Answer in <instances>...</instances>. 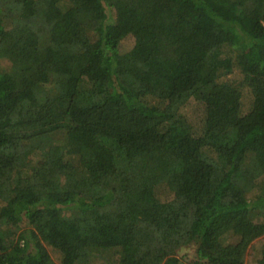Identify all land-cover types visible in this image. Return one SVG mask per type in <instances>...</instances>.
Listing matches in <instances>:
<instances>
[{
	"label": "trees",
	"instance_id": "16d2710c",
	"mask_svg": "<svg viewBox=\"0 0 264 264\" xmlns=\"http://www.w3.org/2000/svg\"><path fill=\"white\" fill-rule=\"evenodd\" d=\"M256 80L264 0H0V264H59L48 247L61 264H192L191 243L243 264L264 234Z\"/></svg>",
	"mask_w": 264,
	"mask_h": 264
},
{
	"label": "rangeland",
	"instance_id": "374dc122",
	"mask_svg": "<svg viewBox=\"0 0 264 264\" xmlns=\"http://www.w3.org/2000/svg\"><path fill=\"white\" fill-rule=\"evenodd\" d=\"M107 13H108V19L111 23L117 22V13L116 11L111 8L107 7ZM212 35L218 39V37L224 36L222 34V30L220 27H214L211 30ZM135 46V39L132 34H125L124 38L121 41V50L122 51H128L133 49ZM2 67L8 68L9 67V61L6 59L2 60ZM236 72L234 74H230L224 78L227 80H235L239 77V70L236 68ZM255 85H258V87L264 88V80H256ZM251 94H249L248 89H244L243 94V103L245 106H249L251 102ZM182 112L185 114V116L188 118V120L197 128L200 129L202 124V118L204 115V106L195 101L191 100L187 105H185L182 109ZM37 163V159L34 160ZM40 167V164L37 165V168ZM157 196L162 201H168L175 198V194L166 186L161 185L157 188ZM264 243V234L255 238L250 245L247 248L245 257H244V263L243 264H262L261 263V245ZM48 250L52 256V258L59 264H61V255L58 253L57 250H55L52 247H48ZM118 249H112L106 254L107 258H116L118 256ZM177 255L180 257H183L185 260L189 261L192 264H209L205 262L204 260H199L197 254H196V245L191 243L188 244L182 248H180L177 251ZM96 264H105L103 260H98Z\"/></svg>",
	"mask_w": 264,
	"mask_h": 264
}]
</instances>
